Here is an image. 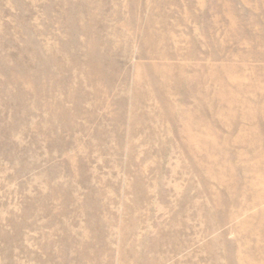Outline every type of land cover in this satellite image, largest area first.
Segmentation results:
<instances>
[{
	"label": "rangeland",
	"instance_id": "1",
	"mask_svg": "<svg viewBox=\"0 0 264 264\" xmlns=\"http://www.w3.org/2000/svg\"><path fill=\"white\" fill-rule=\"evenodd\" d=\"M0 264H264V0H0Z\"/></svg>",
	"mask_w": 264,
	"mask_h": 264
}]
</instances>
